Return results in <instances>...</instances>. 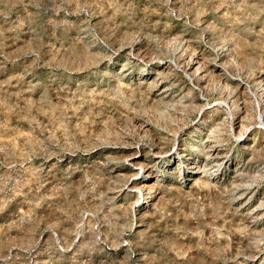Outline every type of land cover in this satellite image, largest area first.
<instances>
[{
	"label": "rangeland",
	"instance_id": "obj_1",
	"mask_svg": "<svg viewBox=\"0 0 264 264\" xmlns=\"http://www.w3.org/2000/svg\"><path fill=\"white\" fill-rule=\"evenodd\" d=\"M262 122L264 0H0V264H264Z\"/></svg>",
	"mask_w": 264,
	"mask_h": 264
},
{
	"label": "bare ground",
	"instance_id": "obj_2",
	"mask_svg": "<svg viewBox=\"0 0 264 264\" xmlns=\"http://www.w3.org/2000/svg\"><path fill=\"white\" fill-rule=\"evenodd\" d=\"M182 40H183V43H185L184 52L185 51H192L191 54H190V57L187 58L188 60L186 61V63H187L186 69L189 72L188 74L192 75L191 77L197 78V79L200 80V82H201L200 85H201V89L202 90L206 89V84H207V80L206 79H207V75L208 74H214L216 76V78L218 77V80H221V81H226V82L230 81V79H228V77L225 76V74H224L226 65H225V63L223 61V57H221L219 55H216V58H214V60L212 59L213 61H211L203 53L197 51V48H195L194 44L192 43V40L186 38L185 36L182 38ZM167 70H168V67L163 68L160 76L164 77V75H167L166 74ZM154 80L158 84L161 83L160 81H158V78H156ZM169 90L170 89L167 86L161 87L160 91L158 92V97H161V98H164V99L168 98L169 97V95H168ZM242 93H244V91ZM237 102H238V100H233L231 102L226 100V102H224V101L220 102L219 101V103H217L216 105L224 104L225 106L228 107V111L231 112V117H230L229 123H230L231 129H232V132L236 136H241V135L247 134L249 131H252V127L254 125H257V123L256 122L253 123V124H248L247 123V118H248L247 117V110H246L247 106L245 105V102L244 103H238V104H237ZM200 104H201L200 110L201 111H207V110H205V107L207 106V104H209V102L207 100H202V101H200ZM215 106H213V107H215ZM252 120H253V118H252ZM154 153H155V155H157L156 157H158V158L163 156V154L160 151H157V152H154ZM180 155L182 157L184 156L182 153H180ZM206 155L209 158L210 164L213 165L214 168H216V167L222 168L224 165H226L228 163L227 159H228L229 153L226 150L220 148L219 146H217L214 143H209V145H208V147L206 149ZM139 159H140V157L135 155V154H131L130 155V161H132V162H136L137 163L139 161ZM142 164H143V162H142ZM139 165H141V164H139ZM143 168L146 170L144 172L146 178H144L145 180H143V181H144V183L146 182V184H147V183L152 181V178H154V176H152V172H151V169L149 167H147V166L144 167L143 166ZM261 169H262L261 173L264 175V165L262 166ZM199 172H201V170H199ZM234 172H235V174H239L241 171L237 169V170H234ZM134 174H136V173H134ZM236 176H238V175H236ZM216 179L217 178L214 177L213 181H215ZM139 183H140L139 180L134 179L132 177V179H130L128 181V183H126V184L128 185V188L131 191H134V190H137V188L139 187V185H140ZM233 184H235V183H233ZM147 185H146V187H147ZM236 185H238V184H236ZM232 188H234V187H232ZM242 189H244V188H242ZM242 189L238 192L239 194H241ZM242 195H245V192H242ZM146 198H153V196L150 195V196H147ZM238 199H241V198H238ZM243 203L244 202L241 203V207H246L245 204L243 205ZM244 209H246V208H244ZM249 213L252 214L253 216H257V215L260 214L258 212V210H256V212H254V213H252L251 210H250Z\"/></svg>",
	"mask_w": 264,
	"mask_h": 264
}]
</instances>
